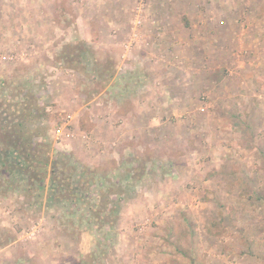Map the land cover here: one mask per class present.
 Listing matches in <instances>:
<instances>
[{"label":"rangeland","instance_id":"rangeland-1","mask_svg":"<svg viewBox=\"0 0 264 264\" xmlns=\"http://www.w3.org/2000/svg\"><path fill=\"white\" fill-rule=\"evenodd\" d=\"M105 1L0 0L2 117L25 104L70 174H0V264H264V0H127L87 30ZM134 96L147 139L115 134Z\"/></svg>","mask_w":264,"mask_h":264},{"label":"trees","instance_id":"trees-1","mask_svg":"<svg viewBox=\"0 0 264 264\" xmlns=\"http://www.w3.org/2000/svg\"><path fill=\"white\" fill-rule=\"evenodd\" d=\"M23 106L21 111L15 108L11 110L8 120L2 117V111L0 112V174L10 181H29L30 185L41 189L48 173L47 166H50L52 178H50L49 191L50 195L55 194L67 186L65 184L70 174L62 175L60 180L62 186L55 182V166L57 167L58 163L56 161L49 163L48 158L43 157L44 152L40 144L34 141L37 129L29 126L31 117L26 105ZM103 220L104 223L112 222L110 219Z\"/></svg>","mask_w":264,"mask_h":264},{"label":"crops","instance_id":"crops-1","mask_svg":"<svg viewBox=\"0 0 264 264\" xmlns=\"http://www.w3.org/2000/svg\"><path fill=\"white\" fill-rule=\"evenodd\" d=\"M122 1H123V3H122ZM122 1L121 0H106L105 1L106 3L103 5V8L101 10L100 18L102 16H105V17H109L110 19H103V20L99 21L98 23L94 19L95 18V13L97 12V9L96 8H91V9H89V8L88 9H85L84 8V13L87 16L89 15L88 18L86 19V22H87L86 23L87 30H89V28H91L92 25L93 26H97V27L99 26L101 29H105L104 27L105 26L107 27L109 25H111V26L113 25V26H116V27H119V26L121 27V26H123L122 21L125 18L126 19H125V22L124 23L126 24L127 23V16H124V10H125L124 8H125V3L127 2V0H122ZM180 2H182L183 5H184V8H186V6H188V3L189 2L194 3L195 0H184V1L182 0ZM155 4H156V9L161 10L163 12H164V10L167 11V10H169L172 7V3H171L170 0H155ZM179 6L181 7V5H179ZM197 7L198 6H195V5L192 6V8H194V9H196ZM92 16H93V19H94L93 21L91 20ZM109 21H112V23L109 22ZM193 21H195V20H191L189 18L188 23L190 24V26H194L196 24V22H193ZM161 22H162V26H164L167 29H170V25L171 24H170V22L168 20H166V19L163 18ZM213 35H215V34H213ZM169 37L171 39L169 41V43H171V41L175 43V40L174 39H176V41H177V39H180L181 38L180 35H174L175 38L173 39L172 36H171V34L169 35ZM191 38H193V39L191 40ZM100 39L101 40H104L105 43H108L109 42V38L108 37H103V38H100ZM187 39H190L191 41H193L195 39L190 34V31L186 34V36H185L184 39L182 38L181 41H187ZM176 43L177 44H180L181 42L180 41H177ZM203 71H204V69L199 70L200 73H203ZM142 72H143V70H142ZM163 72L166 75H169L170 77H173L174 75H176V69H173V67L171 69H168V68L167 69H164ZM150 73L151 72L142 73V75L143 76L145 75V76H148L149 77ZM178 73H179V71L177 70V74ZM152 77L153 78L156 77L155 80H160L161 81L160 77L158 76V74L156 72L153 73V76ZM108 86H109V84L106 85V88H108ZM139 86H140V84H136V85L133 84L131 87L136 91L137 88L139 89ZM157 87L158 86H155V88H153V89H156ZM165 87L166 86H164V85L160 86V88H165ZM177 87L178 86H175V85L171 86V88L174 90V93H173L174 102L181 100V96H180L181 94L179 92L175 91ZM146 94L150 96L149 93L146 92ZM182 95H184V94H182ZM190 100H191V98L188 101H190ZM189 104L191 105V102ZM131 105H132L133 109L130 111V113L128 112L126 115L122 116V118L125 119V122H128V120H129V123L127 125H124L125 126L124 128L118 129L115 132V134L116 135L117 134L118 135L120 134V136H122L121 131H123L125 129L128 132H124V133L125 134H129L130 135L129 137H131L133 139L137 138L136 135H139L140 133H146L144 135L145 138H146L147 135H149V132H152V130H154L155 127L153 129H147V131L145 132L144 123H146L148 121V118H149L148 115L149 114L148 115L145 114L144 116L139 115L140 112L138 110L139 109L138 107H139L140 103H139V101L136 100V96H134V97L131 98ZM176 105H178L177 102H176ZM183 105H186V104H183ZM147 113H149V111H147ZM149 123L152 125L153 122L151 120H149L148 121V124ZM139 125H141V127H142L141 129H139V127H140ZM147 127H148V125L146 126V128Z\"/></svg>","mask_w":264,"mask_h":264}]
</instances>
